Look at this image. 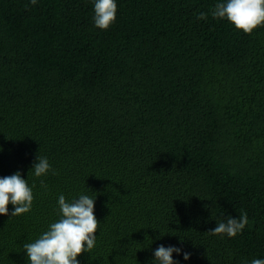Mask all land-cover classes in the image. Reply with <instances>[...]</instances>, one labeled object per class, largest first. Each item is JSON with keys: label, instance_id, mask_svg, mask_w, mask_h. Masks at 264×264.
Instances as JSON below:
<instances>
[{"label": "trees", "instance_id": "16d2710c", "mask_svg": "<svg viewBox=\"0 0 264 264\" xmlns=\"http://www.w3.org/2000/svg\"><path fill=\"white\" fill-rule=\"evenodd\" d=\"M94 2L0 0V178L34 197L0 214V264H29L60 195L95 199L79 264H154L160 245L191 254L175 264L264 260V25L214 18L221 0H116L102 30ZM242 213L235 237L209 232Z\"/></svg>", "mask_w": 264, "mask_h": 264}, {"label": "clouds", "instance_id": "9594fccd", "mask_svg": "<svg viewBox=\"0 0 264 264\" xmlns=\"http://www.w3.org/2000/svg\"><path fill=\"white\" fill-rule=\"evenodd\" d=\"M37 0H31L35 6ZM95 26L107 30L116 20V0H95ZM200 13L198 19H206ZM217 19H227L236 29L251 34L254 29L264 25V0H221L212 10ZM30 171L36 177L46 175L51 165L46 157L38 155ZM41 185H44L43 180ZM33 192L20 172L0 178V214L8 215V205H14L12 216H19L30 211L33 203ZM60 219L50 224L38 239L23 245L27 252L29 264H79L77 257L83 252H91L96 243V232L99 221L95 215V199L81 195L71 202L63 195L59 196ZM217 227L210 230L212 235L226 234L235 237L248 224V216L242 213L238 218L228 216L226 221H217ZM183 253L184 259L190 253L183 252L175 246L160 245L154 252V264H175L173 253ZM250 264H264L262 259H253Z\"/></svg>", "mask_w": 264, "mask_h": 264}]
</instances>
